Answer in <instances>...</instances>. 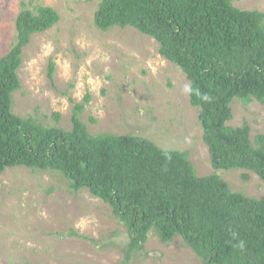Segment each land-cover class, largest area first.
<instances>
[{
	"label": "trees",
	"instance_id": "1",
	"mask_svg": "<svg viewBox=\"0 0 264 264\" xmlns=\"http://www.w3.org/2000/svg\"><path fill=\"white\" fill-rule=\"evenodd\" d=\"M58 20L49 5L33 11L21 2L15 41L0 54V173L13 166L54 170L73 190L109 204L127 229V261L154 231L164 242L180 236L202 264H264V195L231 191L217 173L198 176L186 150L134 134L88 132L83 103L73 105L70 129L12 111L23 48ZM93 21L103 31L129 25L153 37L189 80L212 167L248 169L264 182V133L251 139L245 119L228 123L233 100L264 105V11L231 0H99ZM47 70L52 79V60Z\"/></svg>",
	"mask_w": 264,
	"mask_h": 264
},
{
	"label": "rangeland",
	"instance_id": "2",
	"mask_svg": "<svg viewBox=\"0 0 264 264\" xmlns=\"http://www.w3.org/2000/svg\"><path fill=\"white\" fill-rule=\"evenodd\" d=\"M231 1L264 11V0ZM21 2L33 11L49 5L59 20L23 48L21 86L12 94L15 114L70 129L73 105L80 102L88 132L134 134L161 148L186 150L198 176L217 173L231 191L264 195L255 172L212 167L198 108L189 101V80L159 53L153 37L129 25L98 29L93 13L99 0H0V54L15 41ZM231 108L230 125L245 119L251 139L264 133V105L235 99ZM128 241L109 204L86 189L73 190L60 172L13 166L0 173V264H202L180 236L164 242L151 231L127 261Z\"/></svg>",
	"mask_w": 264,
	"mask_h": 264
}]
</instances>
